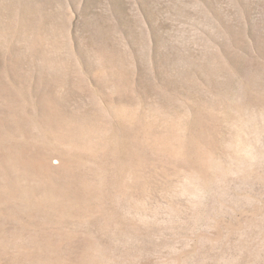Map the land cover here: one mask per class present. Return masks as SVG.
<instances>
[{"label": "rangeland", "instance_id": "rangeland-1", "mask_svg": "<svg viewBox=\"0 0 264 264\" xmlns=\"http://www.w3.org/2000/svg\"><path fill=\"white\" fill-rule=\"evenodd\" d=\"M0 264H264V0H0Z\"/></svg>", "mask_w": 264, "mask_h": 264}]
</instances>
